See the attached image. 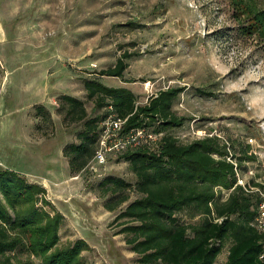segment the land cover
<instances>
[{"label": "rangeland", "instance_id": "1", "mask_svg": "<svg viewBox=\"0 0 264 264\" xmlns=\"http://www.w3.org/2000/svg\"><path fill=\"white\" fill-rule=\"evenodd\" d=\"M250 7L264 14V0H0V170L46 190L63 216L58 248L81 239L84 264H138L113 223L126 204L107 212L98 188L106 177L133 184L127 164L90 163L73 176L62 156L82 125L63 120L60 96L80 100L88 118L104 111L87 99L86 80L128 89L137 104L184 87L173 111L186 121L169 134L180 143L218 137L234 158H253L238 180L264 184V36L248 28ZM125 52L136 55L122 78L98 75ZM197 88L214 95L200 97ZM228 247L214 264H225ZM6 256L41 264L25 247Z\"/></svg>", "mask_w": 264, "mask_h": 264}, {"label": "trees", "instance_id": "2", "mask_svg": "<svg viewBox=\"0 0 264 264\" xmlns=\"http://www.w3.org/2000/svg\"><path fill=\"white\" fill-rule=\"evenodd\" d=\"M246 12L256 24L248 28L264 36L263 12L254 13L253 7ZM135 55L123 53L98 75L122 78ZM84 90L87 99L94 101L93 109L104 110L101 114L88 118L80 100L67 95L59 98L63 120L82 125L77 143L62 150L73 176L85 171L92 161L98 123L107 106L118 118L126 119L124 131L146 129L161 136L154 146L118 154L116 160L127 164L135 178L133 184L115 177H106L98 184L107 212L126 204L113 223L119 228L116 235L124 236L125 245L137 257L136 263L214 264L228 243L225 264H264V232L254 226L264 184L252 182V186L242 187L237 178L241 163L253 158H234L216 136L180 143L169 134L186 121L173 111L184 87L159 90L144 104H137L130 90L108 88L96 80L84 81ZM195 92L203 98L214 95L202 88ZM223 192L228 193L225 199ZM131 194L135 196L132 201ZM45 195L43 187L0 170V264H31L12 263L6 256L19 247L40 258L41 264H84L81 254L89 250L85 241L78 239L57 247L63 216ZM39 202L52 214L38 208Z\"/></svg>", "mask_w": 264, "mask_h": 264}, {"label": "built area", "instance_id": "3", "mask_svg": "<svg viewBox=\"0 0 264 264\" xmlns=\"http://www.w3.org/2000/svg\"><path fill=\"white\" fill-rule=\"evenodd\" d=\"M105 111V117L98 123L99 134L90 163L103 166L126 150H133L143 145L154 146L159 141L160 135H155L146 129L124 131L126 119L118 118L111 106H107ZM238 185L245 187L240 180H238ZM262 197L254 226L257 230L264 232V196Z\"/></svg>", "mask_w": 264, "mask_h": 264}, {"label": "crops", "instance_id": "4", "mask_svg": "<svg viewBox=\"0 0 264 264\" xmlns=\"http://www.w3.org/2000/svg\"><path fill=\"white\" fill-rule=\"evenodd\" d=\"M4 39H6V33L4 32L2 25H0V43H2ZM66 162H67V160H66ZM67 165H68V163H67Z\"/></svg>", "mask_w": 264, "mask_h": 264}]
</instances>
